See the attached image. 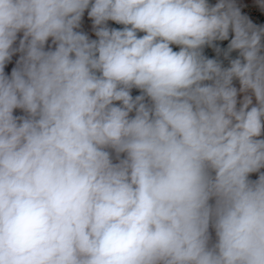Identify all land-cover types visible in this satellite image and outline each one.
Returning a JSON list of instances; mask_svg holds the SVG:
<instances>
[{"label":"clouds","instance_id":"clouds-1","mask_svg":"<svg viewBox=\"0 0 264 264\" xmlns=\"http://www.w3.org/2000/svg\"><path fill=\"white\" fill-rule=\"evenodd\" d=\"M0 264H264V0H0Z\"/></svg>","mask_w":264,"mask_h":264}]
</instances>
